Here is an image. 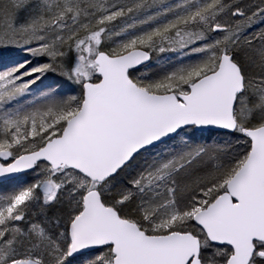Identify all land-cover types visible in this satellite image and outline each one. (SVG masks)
I'll list each match as a JSON object with an SVG mask.
<instances>
[{"label":"snow or ice","instance_id":"6c2138e0","mask_svg":"<svg viewBox=\"0 0 264 264\" xmlns=\"http://www.w3.org/2000/svg\"><path fill=\"white\" fill-rule=\"evenodd\" d=\"M0 264H264V0H0Z\"/></svg>","mask_w":264,"mask_h":264},{"label":"rangeland","instance_id":"374dc122","mask_svg":"<svg viewBox=\"0 0 264 264\" xmlns=\"http://www.w3.org/2000/svg\"><path fill=\"white\" fill-rule=\"evenodd\" d=\"M176 61L177 57L175 56V54L166 53L162 56L154 55L153 60L150 62V64L146 68H143L141 73H137V75H154L159 72L162 67H171V65L175 64ZM185 62H187V59L185 60ZM62 83L64 84V82L61 81L59 77L51 75L44 81L45 85H52L55 88H59ZM73 91H78V89H73ZM206 139L209 141L216 140L219 142L227 139V136L223 133L210 132L206 134Z\"/></svg>","mask_w":264,"mask_h":264},{"label":"trees","instance_id":"16d2710c","mask_svg":"<svg viewBox=\"0 0 264 264\" xmlns=\"http://www.w3.org/2000/svg\"><path fill=\"white\" fill-rule=\"evenodd\" d=\"M58 89L61 90V91H66L67 90V87H66L65 84L62 83L61 86H59Z\"/></svg>","mask_w":264,"mask_h":264},{"label":"water","instance_id":"95a60500","mask_svg":"<svg viewBox=\"0 0 264 264\" xmlns=\"http://www.w3.org/2000/svg\"><path fill=\"white\" fill-rule=\"evenodd\" d=\"M150 64V63H149ZM212 132H216V131H212Z\"/></svg>","mask_w":264,"mask_h":264}]
</instances>
